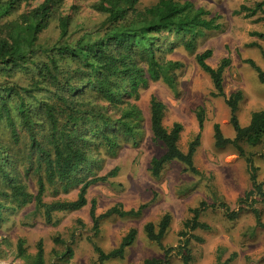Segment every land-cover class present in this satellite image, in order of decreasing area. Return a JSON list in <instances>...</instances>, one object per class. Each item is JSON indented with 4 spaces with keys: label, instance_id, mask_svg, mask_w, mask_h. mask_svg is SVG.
Wrapping results in <instances>:
<instances>
[{
    "label": "trees",
    "instance_id": "1",
    "mask_svg": "<svg viewBox=\"0 0 264 264\" xmlns=\"http://www.w3.org/2000/svg\"><path fill=\"white\" fill-rule=\"evenodd\" d=\"M32 1L39 3L32 6ZM63 5L64 0H0V78L4 79L0 82V127L8 130V134H0V224L5 221L2 210L7 205L21 208L34 204L46 224L56 225L55 213L81 210L88 203L86 195L91 186L116 176L117 168L105 176L76 179L81 171H89L94 151L104 149L115 153L123 143L137 144L142 123V113L136 104L140 91L146 89L149 82L159 81L174 89L176 72L182 64L167 59V54L177 45L195 55L198 67L212 82V96L224 99L235 137L226 138L220 126L215 124L214 145L218 149L230 146L236 150L246 163L250 184L234 207L223 201L211 206L202 201L190 209V217L184 222L175 246L163 243L171 222L169 214L156 225L146 223L143 231L147 239L162 250L163 257L145 260L144 264H170L174 257L182 264H193L190 242H200L193 234L196 230H210L200 220L208 209L220 212L229 221L249 212L256 227L264 230L262 212L256 207L258 204L264 207V188L252 155L245 149L264 143V109L253 112L249 123L241 126L237 112L244 95L241 91L226 95L223 89V72L230 65L229 59H223L212 68L206 62L212 57L211 50L195 54L198 41L206 33L221 30L220 17L212 16L210 11L189 1L158 0L154 5L140 9V0H98L93 10L103 19L87 30L82 25L72 27L73 18L60 14ZM234 14L264 21V1L252 8L241 6ZM50 28L57 31L58 37L51 47H44L39 38ZM251 36L264 40V31ZM257 47L264 58V51ZM37 54L45 61L36 64ZM247 63L264 83V72L252 61ZM34 65L33 75L26 84L14 79L16 69L21 73L28 72L29 66ZM46 84L54 85V90L45 91ZM44 92L48 96L39 98ZM164 111L165 105L152 97L150 130L153 139L165 149L162 156L151 160L152 177L158 179L172 161L182 163L186 172L201 176L194 164L200 134L189 144L187 152L181 151L178 140L182 127L175 123L171 129H166L163 126ZM203 116L200 109L197 113L200 130ZM22 145L27 146V154L25 160L21 157L18 167L13 148ZM28 174L36 176L35 194L27 191L23 180ZM66 184L79 187L75 200L44 201L48 187L62 185L67 192ZM145 207L125 210L122 205H115L97 215L96 203L92 201L89 217L94 236H98L102 221L112 217L140 218ZM136 236V230L130 229L119 246L107 253L91 241L99 264L123 259ZM53 241L64 248L59 253L53 251V258L48 263L42 241L37 243L36 252L29 255L24 248L25 241L19 239L17 258L22 259L23 264H73L74 252L70 243L59 237Z\"/></svg>",
    "mask_w": 264,
    "mask_h": 264
},
{
    "label": "rangeland",
    "instance_id": "2",
    "mask_svg": "<svg viewBox=\"0 0 264 264\" xmlns=\"http://www.w3.org/2000/svg\"><path fill=\"white\" fill-rule=\"evenodd\" d=\"M97 1L64 0L60 14L73 18L74 29L77 25H82L90 30L103 19L93 10ZM157 1L140 0L139 8L150 7ZM180 1H189L196 7L210 11L212 16L220 17L221 30L206 33L198 41L195 54L211 50L212 57L206 62L212 68H216L223 59H229L230 65L223 72V89L226 95L237 91L243 93L244 98L238 105L237 117L241 126H246L253 112L264 109V83L259 81L256 71L247 63L252 61L264 72V58L257 47L264 51V40L251 36L252 33L264 31V21H257V17L246 18L245 14L235 15L234 12L241 6L252 8L264 0ZM31 3L35 6L39 1ZM56 37L57 31L50 28L40 36L39 43L44 47H51ZM43 59L37 54L34 60L36 64H40ZM167 59L181 63L182 68L176 72L174 89L159 81L149 82L147 88L140 91L136 104L142 113V123L137 144L123 143L115 153L104 149L94 151L89 171H81L76 179L89 180L94 176H105L117 168L116 176L105 183L91 186L86 195L88 203L81 210L55 213L56 225L46 224L42 213L35 209L34 204L21 208L7 205L3 208L2 219L5 221L0 224L1 264L24 263L22 259L17 258L16 247L19 239L25 241L24 248L29 255L36 252L37 243L42 241L48 263L53 258V251L59 253L64 248V245L54 243L55 237L70 243L74 252L73 264H99L91 241L107 253L117 248L121 239L132 228L136 230L137 236L134 243L127 248L124 258L109 260L105 264H144L148 259H162V250L149 241L143 231L146 223L156 225L165 214H169L171 222L163 243L166 246H175L184 222L190 217V209L202 201H206L209 206L223 201L234 207L244 196L250 184L244 159L230 146L218 149L214 145L215 124L220 126L226 138L235 137L230 125V112L224 99L212 96V82L198 67L195 55L176 45L173 51L167 54ZM33 70L35 65L29 66L28 72L21 73L16 69L14 79L26 84L33 75ZM3 80L0 78V82ZM45 87V91L55 88L52 84H46ZM47 96L48 93L44 92L38 97ZM152 97L165 105L163 126L166 129H171L175 123L181 125L182 131L178 140L181 151L187 152L189 144L200 134V145L194 155V164L201 176L186 172L182 163L172 161L164 167L158 179L152 177L151 160L165 152L163 145L153 139L150 130ZM200 109L204 115L202 130L199 129L197 119ZM5 133L8 134V130L0 127V134ZM22 146L13 148L18 167L22 162L21 157L25 160L27 154V146ZM245 149L252 155L258 169V179L264 188V143L256 148ZM19 170L22 171V168ZM23 180L27 191L35 194L36 176L28 174ZM78 189L79 187L68 185V191L64 192L62 185L48 187L44 201H73ZM92 201L96 203L97 215L115 205H122L125 210L137 209L141 205L146 207L140 218L112 217L102 221L98 236H94L89 217ZM256 207L262 212L264 221V207L261 204ZM208 210L200 216V220L206 223L210 230H196L193 234L200 242H190L193 264H264V230L256 227L251 213H244L238 219L229 221L220 212ZM170 264L182 263L178 257H174Z\"/></svg>",
    "mask_w": 264,
    "mask_h": 264
}]
</instances>
